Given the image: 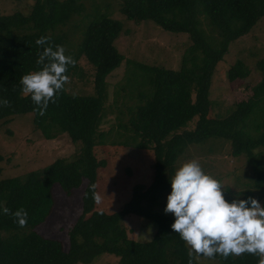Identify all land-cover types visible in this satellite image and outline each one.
<instances>
[{
    "label": "trees",
    "instance_id": "trees-1",
    "mask_svg": "<svg viewBox=\"0 0 264 264\" xmlns=\"http://www.w3.org/2000/svg\"><path fill=\"white\" fill-rule=\"evenodd\" d=\"M78 0H36L31 12L15 11L0 15V129L18 114L33 113V124L47 139L68 133L82 147L72 160L56 159L44 169L24 176L2 177L0 167V264H91L104 254L119 256L122 264H208L189 255L190 247L170 225L174 217L155 211L160 193L171 190L169 177L185 149L191 144L217 137L229 141L234 157L244 155L255 174V185L264 183V60L258 62L263 75L255 92L247 100L237 101L223 117L212 116L210 98L212 79L218 63L230 44L248 34L264 17V0H123L121 12L131 20H153L171 32L188 33L192 43L184 52L179 69L137 64L150 83L149 93H140L129 122L124 127L140 137L154 152V177L146 187H136L129 200L117 211L96 209L93 192L98 193V170L106 165L96 153L102 112L107 101V78L125 60L116 41L123 23L107 14L91 19L79 44L67 76L75 73L78 58L85 57L94 66V93L70 94L66 84L40 109L21 92L22 75L39 70L38 52L50 44L61 45L64 34L57 30L83 11ZM98 15V16H97ZM201 16L220 34L215 45L200 26ZM203 23V22H202ZM49 37L46 45L35 41ZM74 56V55H73ZM250 70L243 59L228 69L230 81L245 79ZM197 118L195 127L188 129ZM4 159L0 155V162ZM87 185L82 196V213L69 230V246L63 241L40 234L36 227L50 216L54 205L55 183L69 194L83 179ZM252 192H245L246 199ZM231 201L233 198L226 197ZM19 208L27 211V222L20 227L12 216ZM130 214L149 219L157 230L148 241L129 237L121 220ZM24 227V234L15 232ZM222 264H257L250 253L223 257Z\"/></svg>",
    "mask_w": 264,
    "mask_h": 264
},
{
    "label": "rangeland",
    "instance_id": "rangeland-1",
    "mask_svg": "<svg viewBox=\"0 0 264 264\" xmlns=\"http://www.w3.org/2000/svg\"><path fill=\"white\" fill-rule=\"evenodd\" d=\"M36 0H0V15L22 11L31 12ZM83 11L57 32L64 34L61 44L66 55L75 57L83 39L84 30L96 14H107L123 23V31L116 44L125 60L107 78V101L102 112L100 132L96 147L97 156L106 160V165L98 170V194L101 200L96 209L107 212L119 210L131 197L136 187H146L154 177V152L150 145L124 127L129 122L135 107L140 103V93L150 92V83L137 65L147 64L179 69L186 49L192 43L188 33L171 32L157 25L153 20L135 21L122 12L123 0H78ZM98 16V15H97ZM200 26L206 37L215 45L220 39L219 32L201 16ZM74 55V56H73ZM243 59L250 70L245 79L230 81L227 71L237 60ZM264 60V17L246 35L230 44L229 51L218 63L212 79L210 98L213 102L212 116L223 117L237 101L253 96L255 86L263 72L258 62ZM78 68L68 77L66 91L70 94L94 93V66L85 57L78 58ZM197 118L191 121L188 129L195 127ZM82 143L73 141L68 133L47 139L33 124V113H21L4 122L0 129V162L2 177L24 176L33 170L44 169L59 158L74 159L80 152ZM195 159L205 173L217 179L224 187L225 198L243 199L250 190L252 196L264 206V183L255 185V174L246 156L234 157L231 144L221 138L211 137L204 142L189 145L178 158L174 171L182 163ZM174 174V172H173ZM87 185L82 184L71 194L58 183L53 185L54 205L47 220L36 227L45 237L63 241L69 246V230L82 213V196ZM170 190L160 193L155 211L165 215L166 197ZM239 193V195H237ZM121 225L127 229L130 238L137 241L152 239L157 224L135 214L125 216ZM30 229L16 230L20 234ZM194 253V252H193ZM196 258L208 264H222L216 257L197 255ZM91 264H122L119 256L104 253Z\"/></svg>",
    "mask_w": 264,
    "mask_h": 264
},
{
    "label": "clouds",
    "instance_id": "clouds-1",
    "mask_svg": "<svg viewBox=\"0 0 264 264\" xmlns=\"http://www.w3.org/2000/svg\"><path fill=\"white\" fill-rule=\"evenodd\" d=\"M49 39L41 36L35 43L46 45ZM36 63L42 67L22 75L19 83L21 92L30 94L42 115L68 81L67 67L75 61L65 54L63 46L53 48L48 44L38 52ZM7 104V99L0 98V105ZM169 183L171 190L163 210L173 215L170 227L190 247V256L193 252L206 257L247 252L258 257L257 264H264V206L258 198L225 199L224 187L195 159L176 168ZM93 199L99 202L101 196L93 192ZM7 213L8 208L0 207V214ZM12 216L20 227L27 222L28 214L23 208L12 212Z\"/></svg>",
    "mask_w": 264,
    "mask_h": 264
}]
</instances>
